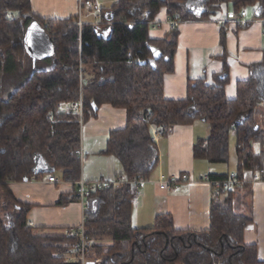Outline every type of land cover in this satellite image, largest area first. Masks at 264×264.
I'll use <instances>...</instances> for the list:
<instances>
[{"label":"trees","instance_id":"1","mask_svg":"<svg viewBox=\"0 0 264 264\" xmlns=\"http://www.w3.org/2000/svg\"><path fill=\"white\" fill-rule=\"evenodd\" d=\"M225 4H232L236 16L257 7L255 17L264 19V0H117L99 11V24L86 23L80 33L76 18L45 20L33 13L31 0H0V191L5 200L0 209V264H78L68 259L75 241L67 233L36 234L28 223L31 205L18 201L10 185L59 172L66 182L81 179L75 154L81 146V125L76 115L60 110L81 96L84 123L103 105L126 111V127L110 132L103 154L117 159L120 175L128 180L150 179L158 168L153 128L166 136L176 126L198 121L209 126V137L194 145L195 159L228 164L234 132L238 178L264 169V127L257 118L264 111V55L249 66L248 79L237 83L233 99L226 94V54L214 84L189 80L183 99L164 95L165 78L175 72L179 25L208 21ZM164 9L177 26L163 39H152L151 24ZM34 22L54 45V55L43 59L51 65L39 69L36 61L25 82L4 99L6 71L28 59L33 62L25 34ZM221 35L224 45L225 32ZM156 52L161 54L158 60ZM228 176H208L213 187L215 182L222 186L213 195L210 228L201 232L177 230L170 214L158 215L152 228L136 229L131 184L97 191L85 210L86 233L94 243L88 263L264 264L257 248L245 244L251 219L235 212L239 187L226 190ZM69 202L63 198L60 204Z\"/></svg>","mask_w":264,"mask_h":264},{"label":"crops","instance_id":"2","mask_svg":"<svg viewBox=\"0 0 264 264\" xmlns=\"http://www.w3.org/2000/svg\"><path fill=\"white\" fill-rule=\"evenodd\" d=\"M104 1V0H103ZM93 0V9H109L117 0ZM33 13L45 20H68L78 14V0H31ZM246 25L239 23L232 4H225L208 21L186 22L179 25L180 36L175 56V72L165 78L164 95L169 100L183 99L189 80H205L214 84V75L223 71L222 56L226 54L230 81L226 86L227 97L233 99L236 85L249 77V66L260 62L264 55V19H257V7L245 8ZM244 9V10H245ZM99 16L86 23L99 24ZM172 28L166 10H162L151 24L150 36L161 40ZM225 32L222 44L221 34ZM67 106V105H66ZM62 110V107L60 109ZM264 127V111L257 113ZM82 127L81 146L85 160L81 164V177L87 181L112 182L121 174V166L113 156L104 155L110 132L126 127V111L110 105L99 108L97 116ZM152 129V136H153ZM209 137V126L203 122L176 126L156 143L159 150L158 168L148 179L139 197H135L132 225L136 229L152 228L160 214H170L177 230L201 232L210 228V208L216 189L208 180L209 175H229L237 171V155L228 164H210L197 160L193 149L200 139ZM259 148H257L258 150ZM236 154V147H235ZM182 178L178 192L159 189L160 175ZM49 175L40 180L12 183L16 199L31 205L28 223L36 234H64L79 227L85 218L81 203L74 199L76 184L62 180L61 172L55 175L57 183L48 182ZM252 172L245 173L244 185L235 190L234 209L239 215L249 217L251 224L245 229L246 245L255 246L258 258L264 261V181H255ZM63 198L70 199L61 205Z\"/></svg>","mask_w":264,"mask_h":264},{"label":"built area","instance_id":"3","mask_svg":"<svg viewBox=\"0 0 264 264\" xmlns=\"http://www.w3.org/2000/svg\"><path fill=\"white\" fill-rule=\"evenodd\" d=\"M93 7V3L91 0H78V14L76 17L75 24L78 26L79 32L81 33L83 26L85 25V11L91 10ZM248 12L247 10H243L240 15L239 23L241 25H246L247 23ZM169 25L172 29L177 26L176 20L169 19ZM81 80V89L85 84V80L83 79L82 73L80 74ZM64 105L60 106L61 107ZM67 109L65 110L66 113H73L78 117V121L82 126L84 125V111H83V97H80V100L76 103L67 104ZM161 137V130L154 128L153 130V141L158 142L159 138ZM77 158L79 159L80 163L82 164L85 160V154L83 151L82 146L75 151ZM254 180L255 181H264V169L259 172H255ZM245 179L240 180L238 178V174L236 172H232L229 174L228 178L224 181L223 186L226 190H234L237 187H240L244 183ZM48 182L50 183H57L58 179L55 176H49ZM182 182V178L175 175H165L162 174L159 177V189L161 191H166L169 193H176L178 192L180 185ZM124 183H129L132 185L134 197H139L142 194V190L146 187L148 183V179L144 177H136L132 180H128L125 176L119 175L117 178L112 182H104V181H87L85 178L81 177V179L76 183V188L74 191V197L78 200L82 207L83 211L86 210L87 200L97 191L109 186L115 185L120 186ZM222 184L219 182L214 183V188L219 190ZM67 236L74 240L75 242L70 247L68 259L71 262H75L78 264H89L88 260L91 254V250L94 246L93 241L89 238L86 233L85 229V218L82 221L81 225L75 229L69 230L67 232ZM98 261V260H97Z\"/></svg>","mask_w":264,"mask_h":264},{"label":"rangeland","instance_id":"4","mask_svg":"<svg viewBox=\"0 0 264 264\" xmlns=\"http://www.w3.org/2000/svg\"><path fill=\"white\" fill-rule=\"evenodd\" d=\"M97 1V0H96ZM103 1V0H102ZM104 4H111V3H107L109 2L108 0H104L103 1ZM101 5H98V9H93V11L91 12V14L87 17H85L84 22H89V21H93L97 16H99V11H100ZM86 13V11H85ZM98 21H100V18L98 19ZM34 61L32 62V60L28 59L26 60L25 63L19 65V64H14L10 67V69L8 71H6V73L4 74V89H3V98L7 99L17 88H19L26 80V78L30 75V73L32 72L33 68H34ZM37 68L39 69H47L49 68V66L51 65V63H48L47 61L43 60H38L37 61ZM68 107L66 105L62 106V110H66ZM83 128L85 127V125L82 126ZM231 149H232V157L235 158L236 154H235V147H236V138H235V134L234 132H232L231 134ZM2 192L0 191V209L3 207L4 205V198L2 196ZM104 243H101V245ZM105 244H108L105 243Z\"/></svg>","mask_w":264,"mask_h":264},{"label":"water","instance_id":"5","mask_svg":"<svg viewBox=\"0 0 264 264\" xmlns=\"http://www.w3.org/2000/svg\"><path fill=\"white\" fill-rule=\"evenodd\" d=\"M25 48L27 54L34 62L50 58L54 55V45L45 30L36 22L32 23L25 34ZM160 53H154L155 60Z\"/></svg>","mask_w":264,"mask_h":264}]
</instances>
